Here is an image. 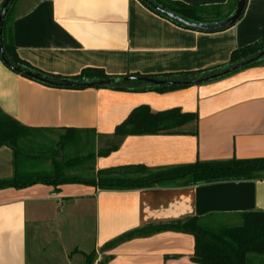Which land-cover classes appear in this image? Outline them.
<instances>
[{
  "label": "crops",
  "instance_id": "0c3cea01",
  "mask_svg": "<svg viewBox=\"0 0 264 264\" xmlns=\"http://www.w3.org/2000/svg\"><path fill=\"white\" fill-rule=\"evenodd\" d=\"M4 0H0V6ZM194 8L230 0H163ZM227 8H225V11ZM17 56L44 73L155 76L206 69L264 39V0H245L228 29L204 33L175 26L137 0H16ZM139 107L176 110L195 120L154 135L115 136ZM0 117L41 132L92 131L93 172L140 165L157 170L199 162L264 158V63L169 92L65 90L42 86L0 61ZM105 152H107L105 154ZM13 154L0 148V180L13 176ZM264 212V179L187 187L100 190L81 184L0 190V264H196L191 235L165 231L101 248L127 233L211 217L220 226Z\"/></svg>",
  "mask_w": 264,
  "mask_h": 264
},
{
  "label": "trees",
  "instance_id": "16d2710c",
  "mask_svg": "<svg viewBox=\"0 0 264 264\" xmlns=\"http://www.w3.org/2000/svg\"><path fill=\"white\" fill-rule=\"evenodd\" d=\"M16 0H10L5 9L4 18L0 22V46L2 55L8 65L2 64L15 73L12 68H19L34 75L37 79L26 78L42 86L54 89L84 90L108 89L116 91H156L169 92L211 82L224 78L239 70L259 66L264 63V57L244 66L236 71L223 74L235 65L252 59L264 51V39H260L245 47L235 49L230 53L228 62L206 69L172 73L155 76H110L101 69H83L76 76L52 75L39 71L28 63L19 59L16 54L12 38V6ZM142 6L166 19L175 26L197 32L213 33L228 29L215 24H222L235 9L237 0H230L227 6L194 8L178 2L163 0H137ZM0 6V11L4 4ZM164 10L180 17L189 25H184L161 14L157 9ZM225 8L227 10L225 11ZM242 14V13H241ZM191 25V26H190ZM192 25H202L201 29H194ZM231 27V26H230ZM1 61V58H0ZM17 74V73H15ZM18 75V74H17ZM20 76V75H19ZM125 78H134L124 80ZM143 79H154L172 82L171 85L155 86L143 82ZM66 83L78 84L70 88ZM91 83L92 87H86ZM195 120L194 115L182 114L176 110L152 114L145 107L133 110L125 121L116 127L115 136L154 135L172 131ZM39 129L27 128L16 121L0 117V148L6 147L13 154L14 173L11 178L0 180V190L24 189L34 185L49 186L57 189L66 184H81L92 186L100 190H139L154 187H187L228 181H246L264 179V158L227 161L199 162L157 170L148 169L140 165L120 166L101 169L93 172L91 177H82L71 173L75 168H82L86 162H92L94 153L92 131L64 130L58 137L56 147L52 152L33 153L25 140L33 137ZM73 149L74 151H69ZM70 152V153H69ZM84 152V154H82ZM107 152H105L106 154ZM37 160L49 162L46 170L26 169V166ZM89 171H93L92 164ZM211 217H192L184 221H177L163 225L142 228L103 246L101 250L112 248L116 244L134 237H146L165 231H174L191 235L194 239L192 261L196 264H264V212L254 211L237 215L240 223L214 230ZM93 253L86 256V264H90Z\"/></svg>",
  "mask_w": 264,
  "mask_h": 264
},
{
  "label": "water",
  "instance_id": "95a60500",
  "mask_svg": "<svg viewBox=\"0 0 264 264\" xmlns=\"http://www.w3.org/2000/svg\"><path fill=\"white\" fill-rule=\"evenodd\" d=\"M10 0H5L3 6H2V9L0 11V22L1 20L4 18V15H5V9L7 7V4L9 3ZM244 4H245V0H237L236 1V4H235V9H234V12L233 14L227 18L222 24H215L213 26V29H216L218 27V25H221L223 27H230L232 26L241 16V13L244 9ZM161 14L165 15L166 17H168L169 19L171 20H174V21H177V22H180L184 25H189L187 24L185 21H183L180 17L178 16H175L174 14L164 10L163 8H158L157 9ZM191 26V25H190ZM192 27L194 29H201L203 28L202 25H192ZM264 57V51L259 53L258 55H256L255 57H253L252 59H249V60H246V61H243L237 65H235L234 67L230 68L229 70L225 71L223 74L227 73V72H231V71H236L244 66H247L248 64L252 63V62H255L256 60L260 59ZM0 58H1V62L5 65H8V61L4 58V56L2 55V48L0 46ZM12 70L17 73L18 75L20 76H23V77H27V78H31V79H34L36 80L37 78L32 75L31 73L27 72V71H24V70H20L19 68H12ZM134 78H125L124 80H132ZM143 82L145 83H148V84H152V85H155V86H161V85H171L173 84L172 82H168V81H159V80H154V79H143L142 80ZM66 86L67 87H70V88H74V87H77L78 84H74V83H66ZM86 87H92V84L91 83H86L85 84Z\"/></svg>",
  "mask_w": 264,
  "mask_h": 264
},
{
  "label": "rangeland",
  "instance_id": "374dc122",
  "mask_svg": "<svg viewBox=\"0 0 264 264\" xmlns=\"http://www.w3.org/2000/svg\"><path fill=\"white\" fill-rule=\"evenodd\" d=\"M58 134L57 133H49V132H38L35 133L33 137L27 138L25 140V143H27L28 147L30 149H33V153L37 154L38 152H52V150L56 147V143L58 141ZM71 151L70 154H72L73 149H70ZM84 154V152H82ZM92 164V162H91ZM91 164L90 162H86L85 165L82 168H75L71 173L79 174L82 177H91L93 176V171H89L91 169ZM49 168V162L46 160H37V162H32L31 164L29 163L26 166V169H31V170H47ZM214 230H221L223 227L226 226H220L216 224H211ZM233 225V224H231Z\"/></svg>",
  "mask_w": 264,
  "mask_h": 264
}]
</instances>
